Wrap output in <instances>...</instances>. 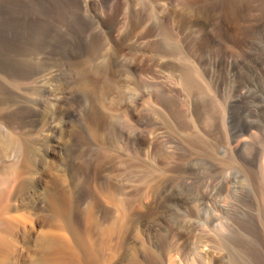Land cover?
<instances>
[{"label": "rangeland", "instance_id": "1", "mask_svg": "<svg viewBox=\"0 0 264 264\" xmlns=\"http://www.w3.org/2000/svg\"><path fill=\"white\" fill-rule=\"evenodd\" d=\"M186 1L109 0L102 4L101 0H79L82 5L75 6L80 10L77 17L74 7H63L61 0H52L49 21L60 26L58 30L63 29L59 30L62 35L68 33L63 36L67 35L69 41H76L74 45L72 41L63 43L60 48L64 52L57 47L58 56L46 55L34 45L28 46L33 50L23 46L22 51H16L10 43L8 47L6 40L13 33L0 23V116L20 113L22 109L30 115L22 123L23 130H9L11 136L0 121V176L6 177L17 165L18 155L12 154L17 149L14 138L20 134L33 143L39 168L33 166L21 172L13 169L10 178H0V230L8 234L10 242L1 264H43L40 255L51 245L64 242L76 247L81 264H158L161 254L166 264H264V197L253 190L252 182L239 170L243 164L247 166L245 162H252L249 165H257L264 181V138L255 135L263 146L253 138L241 152L233 147L243 124L245 135L237 139L258 134L250 122L261 120L262 115L253 110L258 101H252L250 94L244 98L247 101L240 102L242 107L231 103L236 100L239 79L235 60L243 61L240 69L244 76L253 59L264 66V0ZM69 12L76 15L71 17ZM115 12L118 18H114ZM36 13L33 10L32 16ZM86 19L90 23L85 21L83 25ZM70 26L76 27L79 35ZM83 30L86 35L80 36ZM34 34L23 35L38 44L40 34ZM23 35L19 40L24 39ZM165 48L176 54H164ZM185 53L187 58L183 57ZM185 69L194 83L189 89L181 80ZM18 70H26L34 77L15 81L9 72L13 75ZM95 111L99 113L97 117ZM90 116L93 120L108 118L99 135L90 127L95 123ZM232 118L238 125H233ZM156 135L157 139L152 138ZM253 142L257 147H252ZM88 166L94 167L93 177L84 179V174L75 185L76 173ZM229 174L233 179L227 178ZM69 183L76 189L66 213L50 218L53 211L48 207V190L67 187ZM115 203L121 206L119 211ZM90 204L95 206L94 212L90 211L93 214L88 212ZM120 212L126 215L122 229L112 234L98 261L91 263L87 257L90 242L115 227L121 220ZM69 221L75 229L67 227ZM238 236L247 237L245 241L254 250L245 241L240 242ZM76 261L70 264H79Z\"/></svg>", "mask_w": 264, "mask_h": 264}, {"label": "bare ground", "instance_id": "2", "mask_svg": "<svg viewBox=\"0 0 264 264\" xmlns=\"http://www.w3.org/2000/svg\"><path fill=\"white\" fill-rule=\"evenodd\" d=\"M50 1H52V0H2V2L0 3V23L2 24V26L1 27H4V26H9V30L10 31H12V33H13V37L11 38V39H7L8 37V35L6 36V38H5V40H6V42L8 41V47H9V43H10V47H12L13 49H17L16 51H18V49H20L21 48V51H22V48L24 49V47L23 46H25L26 48L25 49H29L30 50V48H32V50H33V46H31V47H28L29 45H34V48H35V46H37V47H39V48H41L40 50H43L44 51V53L46 54V55H51V56H58V54H56V53H58V48H60V47H62V49H63V46H61V45H64L63 43H66V41L67 42H71V41H69L68 39L69 38H66L67 37V35H66V37L65 36H63L64 35V33L65 34H68V33H66V32H64L63 33V35H62V31L61 30H63V29H57V28H60V26L59 27H56V23L55 24H53L51 21H49L50 19L48 18V17H51V15L50 14H52V11H51V5H50ZM109 0H101V2H102V4H104V3H106V4H108L107 2H108ZM116 2L118 1L119 2V0H115ZM188 1H191V0H187L185 3H188ZM195 1V0H194ZM233 1V0H232ZM58 2V1H57ZM87 2H89V0H84V3H87ZM112 2H114V1H111V3ZM139 2V1H138ZM54 3V2H53ZM56 3V2H55ZM190 3V2H189ZM192 3V2H191ZM60 3H58V5H59ZM61 4H63V7H64V5H66V7L68 6V8H72V7H74V9H75V11H77L76 10V8L77 7H81V5H80V3H79V0H66V1H63V0H61ZM115 4V3H114ZM113 4V5H114ZM57 5V4H56ZM85 5V4H84ZM75 6H77L76 8H75ZM86 6V5H85ZM108 6V5H107ZM106 6V7H107ZM79 7V8H80ZM116 7H117V5H116ZM54 8H55V6H54ZM58 8V7H57ZM78 8V9H79ZM110 8V7H109ZM34 10V12L35 11H37V13L35 14V15H33L32 16V11ZM111 10H112V8H111ZM117 10V9H116ZM58 11V10H57ZM78 11H80V10H78ZM77 11V14L79 13L80 14V12H78ZM149 11V10H148ZM152 11V10H151ZM150 11V12H151ZM30 12H31V14H30ZM111 12V11H110ZM57 13V12H56ZM59 13V12H58ZM73 13L74 12H72V15H73ZM114 13V12H113ZM118 13V12H117ZM133 13V12H132ZM140 13H142V12H139L138 14H140ZM34 14V13H33ZM69 15L71 14L70 12L68 13ZM79 14H78V16L77 17H80L79 16ZM221 14V13H220ZM72 15H70L71 17H72ZM74 15H76V13H74ZM114 15H116V16H114ZM169 15V14H168ZM223 15V14H222ZM113 16H114V18H116L117 16H118V14H116V12H115V14H113ZM146 16V15H145ZM148 16V15H147ZM208 16V15H207ZM68 17V16H67ZM76 17V16H75ZM83 16H81V18H82ZM133 17V16H132ZM131 17V18H132ZM150 17V13H149V16H148V18ZM153 17V16H152ZM61 18V17H60ZM70 18V17H69ZM68 18V19H69ZM118 18V17H117ZM122 18V17H121ZM144 18V17H143ZM73 19V18H72ZM76 19V18H75ZM75 19H73V20H75ZM79 20H80V18H78ZM83 19V18H82ZM81 19V20H82ZM133 19H134V17H133ZM150 19H152V18H150ZM54 20V19H53ZM71 20V19H70ZM72 20V21H73ZM77 20V19H76ZM75 20V21H76ZM147 20H149V19H147ZM67 21V20H66ZM87 22V19L86 20H84V21H82L83 22V25H84V22ZM111 21V20H110ZM143 21V20H142ZM69 24H70V22H69V20L67 21ZM67 22H65V23H67ZM74 22V21H73ZM72 22V23H73ZM77 22V21H76ZM80 22V21H79ZM78 22V23H79ZM81 22V23H82ZM85 22V23H86ZM78 23H76V25H77V28H78ZM87 23H90V22H87ZM140 23H141V21H140ZM158 23V22H157ZM62 25L63 26V24L60 22L59 23V25ZM116 24V23H115ZM119 24V23H118ZM68 25V24H67ZM70 25H73V24H70ZM80 25H82V24H80ZM83 25H82V27H83ZM86 25V24H85ZM61 26V27H62ZM36 27H39V28H43L41 31H37L35 28ZM66 27V26H65ZM64 27V28H65ZM71 28H73L74 26H70ZM80 27V26H79ZM82 27H81V29H82ZM85 27V26H84ZM87 27H88V25H87ZM87 27H85V28H87ZM114 27V26H113ZM7 28V27H6ZM70 28V29H71ZM76 27L75 28H73V29H77ZM116 28V27H115ZM136 28V27H135ZM156 28V27H155ZM259 28V26L257 25V26H255L254 27V31H257V29ZM38 29V28H37ZM70 29H69V31H70ZM88 29V28H87ZM160 29V28H159ZM7 30V29H6ZM67 30H68V28H67ZM85 30V29H84ZM83 30V31H84ZM89 30V29H88ZM253 30V29H252ZM4 31V30H3ZM66 31V30H65ZM72 31V30H71ZM79 31H81V30H79ZM160 31V30H159ZM5 32V31H4ZM7 32V31H6ZM6 32H5V34H6ZM27 32V34L28 35H36V34H34V33H39L40 34V37L38 36H36L37 37V39L39 38V42H38V44H36V42L35 43H31V41H27L28 39L27 38H25L24 36L25 35H23V34H25ZM76 32H77V34H78V29L76 30ZM86 32H88V31H86ZM161 32V31H160ZM1 33H2V30H1ZM0 33V34H1ZM72 33H73V31H72ZM4 34V35H5ZM19 34H21V35H23L22 36V38L24 37V39H21V40H19L20 38H19V36H21V35H19ZM74 34V33H73ZM77 34H75V35H77ZM83 34V35H82ZM19 35V36H18ZM69 35H70V33H69ZM68 35V36H69ZM79 35V34H78ZM84 35H86L85 34V31H84V33L82 32L81 33V35L80 36H84ZM174 35V34H173ZM27 37V36H26ZM35 37V36H34ZM2 38V37H1ZM74 38H75V36H74ZM73 38V39H74ZM79 38H82V37H79ZM78 38V39H79ZM3 39V38H2ZM31 39H32V37H31ZM30 39V40H31ZM83 39H84V37H83ZM200 39V38H199ZM34 40V39H33ZM82 40V39H81ZM80 40V41H81ZM3 43H5V41H2ZM73 42V41H72ZM70 43V44H73L74 45V43L76 42H73V43ZM77 43H79L78 42V40H77ZM82 43H84V42H82ZM82 43H79L80 45L82 44ZM166 43V42H165ZM66 44H68V43H66ZM65 44V45H66ZM79 44H77L78 46H79ZM6 45H7V43H6ZM72 45V46H73ZM83 45V44H82ZM82 45H81V47H82ZM164 45V44H163ZM70 46V45H69ZM84 46V45H83ZM169 46H170V44H169ZM8 47L7 46H5L4 48L8 51ZM58 47V48H57ZM75 47V46H74ZM81 47H79V48H81ZM99 47V46H98ZM170 47H172V46H170ZM169 47V48H170ZM11 48V49H12ZM65 49H68V48H66V46L64 47ZM76 48V47H75ZM93 48V47H92ZM92 48L90 49V50H92ZM1 49H2V47H1ZM61 49V48H60ZM61 49V51H63ZM72 49V48H71ZM71 49H69L68 51L69 52H71L72 50ZM87 49V48H86ZM171 49V48H170ZM168 50L167 48H165V50L164 51H162L164 54H166V55H172L173 53H175V52H172L171 50L173 49V51H175L174 50V48L172 47V49L171 50ZM186 50H187V48H185ZM28 50V51H29ZM71 50V51H70ZM73 50H75V49H73ZM95 50V49H94ZM23 51H25V50H23ZM60 51V52H61ZM65 51V50H64ZM63 51V52H64ZM81 51V50H80ZM179 51V50H178ZM6 52V51H5ZM27 52V51H26ZM62 52V53H63ZM67 52V51H66ZM73 52V51H72ZM76 52V51H75ZM180 52V51H179ZM188 52H190V51H188ZM187 52V53H188ZM9 53H10V51H9ZM24 53V52H23ZM22 53V54H23ZM29 53V52H28ZM6 54V53H5ZM41 54V53H40ZM67 54V53H66ZM75 54V53H74ZM176 54V53H175ZM178 54V53H177ZM186 55V53L184 54V56L183 57H185V58H187L188 57V55H187V57L185 56ZM12 56H15V55H12ZM11 56V57H12ZM165 56V55H164ZM181 56H182V53H181ZM24 57H26L25 55H24ZM172 57H173V55H172ZM190 57V56H189ZM191 57H192V54H191ZM259 58V57H258ZM260 58H262V57H260ZM259 58V59H260ZM52 59V58H51ZM62 59V58H61ZM70 59V58H69ZM224 59V58H223ZM264 58H262L261 60L262 61H264L263 60ZM1 60V59H0ZM9 60V59H8ZM64 60V59H63ZM254 61H253V63L251 64L252 66H250L248 69H249V73H248V75L247 76H244L243 75V72L244 71H242L241 69H240V66H241V61L242 60H235L236 61V64H237V67L236 66H234V67H236L235 69H236V73L235 74H237V76H238V88H237V90H236V95H235V99L236 100H233V102H231V103H239V106H241V101L245 98V96L247 95L248 96V94H250L251 95V97H252V101H258V103H256L255 104V107H254V109L253 110H255L256 112L255 113H261V117L260 118H262L261 120L259 119V120H252L251 119V127L253 128V130L255 129L256 130V133H258V134H254L253 135V133H252V136L251 135H248L247 134V136H244V137H242L241 136V138L240 139H237L241 134H242V132L244 131V124H243V128L241 129H239L238 131L241 133L240 135H238V137L237 136H235L234 134V136L236 137V143H234V145H233V147H234V150L238 153V152H241V150L243 149V147H245L246 148V144H248V143H252V141H254L253 140V138L255 139V135H259V134H261V136L264 138V66L262 65V63L260 62V60L259 61H257L258 59H253ZM12 61H14L15 62V60H11V62ZM60 61V60H59ZM66 61V60H65ZM6 62V61H5ZM13 62V63H14ZM17 62V61H16ZM73 62V61H72ZM223 62V61H222ZM243 62V61H242ZM24 63H26V62H24ZM66 63V62H65ZM75 63V62H74ZM235 63V62H234ZM12 64V63H11ZM16 64H18V63H16ZM56 64H58V63H56ZM69 64V63H68ZM232 64V63H231ZM54 65H55V63H54ZM202 65V64H201ZM225 65H227V63H225ZM224 65V66H225ZM24 66V65H23ZM26 66V65H25ZM24 66V67H25ZM168 66V65H167ZM228 66V65H227ZM11 67H13V66H11ZM16 67V66H15ZM46 67V66H45ZM26 68V67H25ZM98 68V67H97ZM221 68V67H220ZM227 68V67H226ZM225 68V69H226ZM242 68V67H241ZM21 69H23V68H21ZM178 69V68H177ZM204 69V68H203ZM244 69V68H243ZM247 69V70H248ZM8 70V69H7ZM15 70V69H14ZM180 70H182V69H180ZM198 70V69H197ZM196 70V72H198ZM234 70V69H233ZM6 71V70H5ZM26 71V70H25ZM25 71H22V70H18V71H16V73H14L13 75L11 74V72H9V75L13 78V80H17V79H23V81L24 80H29V78L32 76V73L31 74H28L27 72H25ZM40 71V70H39ZM7 72V71H6ZM195 72V71H194ZM206 72V71H205ZM246 72V71H245ZM12 73H13V71H12ZM181 73V72H180ZM207 73H209V72H207ZM6 74V73H5ZM197 74V73H196ZM195 74V75H196ZM236 76V77H237ZM32 77H34V76H32ZM11 78V79H12ZM99 78V77H98ZM199 79V78H198ZM182 84H183V86L185 87V88H191V87H194L193 85H194V83H193V81H192V76H190V74L189 73H187L186 72V69L184 70V72L182 71ZM12 81V80H11ZM18 81V80H17ZM20 81V80H19ZM196 82H197V80H195ZM194 81V82H195ZM215 81V80H214ZM259 82V83H258ZM13 83V82H12ZM88 83V82H87ZM104 83V82H103ZM197 86H198V84H196ZM201 85H199V87H200ZM83 87V86H82ZM205 87V86H204ZM217 87V86H216ZM197 88L198 87H196V88H194V89H196L197 90ZM217 89V88H216ZM218 91V90H217ZM221 92V91H220ZM22 93V92H21ZM221 94V93H220ZM95 95V94H94ZM216 95H218V94H216ZM2 97V96H1ZM221 97V96H220ZM4 99V98H3ZM14 99V98H13ZM234 99V98H233ZM244 100H246L247 101V99H244ZM249 100V99H248ZM11 102H12V100H10ZM14 101V100H13ZM246 101H244V103L246 102ZM5 102V101H4ZM3 102V103H4ZM30 102V101H29ZM165 102V101H164ZM2 103V104H3ZM6 103V102H5ZM4 103V104H5ZM8 103H10L9 101H8ZM234 103V104H235ZM251 103V102H250ZM249 104V103H248ZM15 105V104H14ZM251 105V104H250ZM249 105V106H250ZM253 105V104H252ZM231 106H233V105H231ZM238 106V105H237ZM242 106H244V105H242ZM241 106V107H242ZM245 106H246V104H245ZM248 106V105H247ZM198 107H200V106H198ZM235 107V106H234ZM171 108V107H170ZM236 108V107H235ZM232 109V108H231ZM241 109V108H240ZM244 109H246V107H244ZM243 109V111L245 112L247 109H248V107H247V109L246 110H244ZM250 109V108H249ZM23 110V109H22ZM22 110H20V113H17V112H11V113H6V114H4V113H2L3 115H1L0 116V121H1V123L2 124H4L5 125V128H6V133H9L10 134V132L11 131H9V130H12V131H15V132H18V131H16L17 129H19V131H21V130H23V124L22 123H24V121L30 116L27 112H26V114H24L23 113V111ZM100 110V109H99ZM239 110V109H238ZM252 110V109H251ZM21 111H22V113L24 114V115H19V114H22L21 113ZM234 111V113H236V109L235 110H233ZM92 112V111H91ZM254 112V111H253ZM98 112H96L95 111V113H94V115L97 117L98 116V114H97ZM249 113V112H248ZM90 114V113H89ZM92 114H93V112H92ZM91 114V116L93 117L94 115H92ZM97 114V115H96ZM198 114V113H197ZM237 114V113H236ZM235 114V115H236ZM252 114V113H251ZM29 115V116H28ZM201 115V114H200ZM232 115V114H231ZM256 115V114H255ZM90 116V117H91ZM194 116V115H193ZM250 116V115H249ZM92 117L90 118L91 119V121L93 120L92 119ZM95 117V118H96ZM232 117H233V115H232ZM256 117H257V115H256ZM259 117V116H258ZM87 118H89V117H87ZM94 118V120H93V122H95V123H91V125H90V127H91V129L94 131V133H97L98 135H99V131H100V128H101V126H103V124H105L106 122H105V120L104 119H106V121H108L107 119V117L105 118L104 117V123H103V120H102V118L100 117V118H96L95 119ZM231 118V117H230ZM234 118V117H233ZM233 118H232V121H233ZM203 119V118H202ZM241 119H242V117H241ZM247 119V121H248V118H246ZM246 119H244L243 118V120H246ZM201 120V119H200ZM162 121V120H161ZM165 121V120H164ZM232 121H231V123H232ZM239 121V120H238ZM109 122V121H108ZM236 122V121H235ZM235 122L233 121V125H235ZM242 121H240V123H241ZM193 123H195V122H193ZM29 124V123H28ZM87 124V123H86ZM107 124V123H106ZM242 124V123H241ZM240 124V125H241ZM230 125V124H229ZM236 125H238L237 124V122H236ZM239 125V126H240ZM248 125H249V123H248ZM69 126V125H68ZM194 126V125H193ZM238 126V127H239ZM28 127V126H27ZM232 127H234V126H230V128H232ZM237 127V126H236ZM8 129V130H7ZM76 129V128H75ZM67 130V129H66ZM232 129H230V131H231ZM252 130V131H253ZM254 130V131H255ZM88 131H89V129H88ZM238 131H231V132H237L238 133ZM251 131V132H252ZM253 131V132H254ZM14 132V134H16ZM64 132V131H63ZM69 132V131H68ZM230 132V133H231ZM250 132V131H249ZM251 132H250V134H251ZM89 133V132H88ZM155 133V132H154ZM192 133V132H191ZM237 133H236V135H237ZM52 134V133H51ZM70 134V133H69ZM96 134V135H97ZM199 134V133H198ZM202 134V133H201ZM8 135V134H7ZM242 135H245V133L244 134H242ZM9 136H11V134L9 135ZM25 136V135H24ZM89 136V135H88ZM190 136V135H189ZM101 137V136H100ZM186 137H188V136H186ZM227 137H229V136H227ZM234 137V138H235ZM14 138V137H13ZM16 138V137H15ZM14 138V140L16 141V150L13 152V154H12V157L13 156H16V155H18V156H16V158H17V165L16 166H12L13 167V169L14 170H17V171H19V172H21V171H28L29 169H31L32 170V167L33 166H36V165H38L35 161V159L36 158H34V148H33V146H32V144L30 143V141L26 138V137H23V134H20L19 135V138H16L15 139ZM52 138V137H51ZM152 138H154V139H157V135L156 136H154V137H152ZM160 138V137H159ZM192 138V137H191ZM262 138V139H263ZM62 139V138H61ZM104 139V138H103ZM190 139V138H189ZM193 139V138H192ZM260 139V138H259ZM256 140V142H257V138L255 139ZM264 140V139H263ZM55 141V140H54ZM62 141V140H61ZM61 141H59V142H61ZM96 140H94V142H95ZM186 141V140H185ZM198 141V140H197ZM201 141V140H200ZM231 141H233V140H231ZM234 141V142H235ZM3 142V141H2ZM56 142V141H55ZM187 142V141H186ZM263 142V141H262ZM105 143V142H104ZM158 143H160V142H158ZM157 143V144H158ZM200 143V142H199ZM257 143H260V142H257ZM94 144V143H93ZM232 144H233V142H232ZM261 144V143H260ZM34 145H36V144H34ZM102 145V144H101ZM252 145V147H253V145L255 146V143L253 142V144H251ZM251 145H247V146H251ZM262 145V144H261ZM260 145V146H261ZM263 145H264V143H263ZM262 145V146H263ZM45 146V145H44ZM48 146V145H47ZM52 146V145H51ZM258 146H259V144H258ZM35 147H37V146H35ZM49 147V146H48ZM59 147V146H58ZM205 147V146H204ZM224 147V146H223ZM229 147H231L230 145H229ZM232 147V148H233ZM255 147H257V146H255ZM50 148H52V147H50ZM49 148V149H50ZM93 148V147H92ZM40 149V148H39ZM97 149V148H96ZM256 149H258L259 151L260 150H262V149H259V147L258 148H256ZM51 150V149H50ZM56 150V149H55ZM233 150V149H232ZM233 150V151H234ZM198 151V150H197ZM257 151V150H256ZM263 151V150H262ZM46 152H47V150H46ZM45 152V153H46ZM261 152V151H260ZM264 152V151H263ZM263 152H262V154H263ZM48 153H51L50 151L48 152ZM56 153V152H55ZM236 153V154H237ZM54 154V153H53ZM235 154V153H234ZM241 154V153H240ZM261 154V153H260ZM104 155V154H103ZM238 155V154H237ZM236 155V156H237ZM39 156V155H38ZM61 156V155H60ZM240 156H242V155H240ZM258 156V155H257ZM238 157V156H237ZM243 157V156H242ZM253 157H255V155H253ZM42 158V157H41ZM240 158V157H239ZM258 158V157H257ZM256 158V159H257ZM13 159V158H12ZM73 159V158H72ZM246 159V158H245ZM244 158L242 159V160H244V162L246 161ZM252 159V158H251ZM237 160H238V158H237ZM241 160V159H240ZM248 160V159H247ZM260 160V159H259ZM134 161V160H133ZM249 161H251V160H249ZM257 161H258V159H257ZM64 162V161H63ZM242 162V163H241ZM240 163L241 164H243V161H241ZM36 163V164H35ZM85 163V162H84ZM239 163V164H240ZM249 163L250 162H248V164H246V162H245V165H247V166H244V164H243V166L241 167V169H239V170H243V172L242 173H245V176H246V180H250L251 182H252V187L254 186V191L255 192H258V195H259V193H261V194H263V197H264V181L262 180V178L260 177L261 175H260V172H259V170H258V167H257V165L256 164H254V165H256V166H254V165H249ZM252 163V162H251ZM250 163V164H251ZM43 164V163H42ZM41 164V165H42ZM73 164H75V163H73ZM97 164H98V162H97ZM100 164V163H99ZM257 164H259V163H257ZM51 165V164H50ZM77 165V164H76ZM92 165V164H91ZM129 165V164H128ZM11 167V168H12ZM37 168H38V166H36ZM80 167V166H79ZM97 167V166H96ZM96 167H95V169H96ZM81 168V167H80ZM98 168V167H97ZM209 168V167H208ZM213 168V167H212ZM240 168V167H239ZM261 168V167H260ZM12 169V171H14ZM39 169V168H38ZM76 169V168H75ZM79 169V168H78ZM93 169H94V167H92V166H88L87 168H86V170H81V171H78L77 173H76V176H75V178H74V183H75V185L78 183V178H80V177H82L84 174H85V178L84 179H88V178H90V177H93L92 175V173H93ZM215 169V168H214ZM34 170H35V168H34ZM211 170V169H210ZM213 170V169H212ZM12 171L10 172H8L9 174H6V177H2L1 178V176H0V178L2 179L1 181H3V180H5V179H7V178H10L13 174H12ZM96 171V170H95ZM214 171H217V170H214ZM15 172V171H14ZM239 172V171H238ZM74 174V173H73ZM233 174V173H232ZM236 175V174H235ZM238 175V174H237ZM243 175V174H242ZM73 176V175H72ZM72 176H70V177H72ZM188 176V175H187ZM231 175L229 174L228 175V177L227 178H229ZM234 176V175H233ZM135 177V176H134ZM232 177V176H231ZM237 177V176H236ZM239 177V176H238ZM169 178V177H168ZM192 178V177H191ZM218 178V177H217ZM239 178H242V176L241 177H239ZM92 179V178H91ZM190 179V178H189ZM192 179H194V178H192ZM198 179V178H197ZM231 179V178H230ZM232 179H233V177H232ZM137 180V179H136ZM195 180V179H194ZM193 180V181H194ZM204 180V179H203ZM227 180V179H226ZM225 180V181H226ZM229 180V179H228ZM245 180V179H244ZM65 181V180H64ZM71 181V180H70ZM200 181V180H199ZM249 181V182H250ZM57 182V181H56ZM61 182V181H60ZM60 182H57V183H60ZM67 182V181H66ZM72 181H71V183H73ZM82 182V181H81ZM85 182V181H84ZM88 182V181H87ZM93 182V181H92ZM190 182V181H189ZM192 182V181H191ZM190 182V183H191ZM196 182H197V180L195 181V184H196ZM250 182V183H251ZM29 183V182H28ZM53 183V182H52ZM55 183V182H54ZM53 183V184H54ZM68 183V182H67ZM97 183V182H96ZM194 183V182H193ZM61 185H62V183H60ZM70 184V183H69ZM86 184V183H85ZM249 184V183H248ZM24 185H26V184H24ZM24 185H22V186H20L21 187V189L24 187ZM54 185H56V186H58L56 183L54 184ZM87 185V184H86ZM52 186V185H51ZM55 186V187H56ZM83 186V185H82ZM88 186V185H87ZM90 186V185H89ZM208 186V185H207ZM26 187V186H25ZM36 187V186H35ZM84 187V186H83ZM75 186H74V184H70L69 186H67V187H64V186H60V187H56V188H51L50 190H48V207H50L51 209H52V211H53V213L52 214H50L51 216H50V218H56V215H59V214H62V213H66L65 211L68 209L67 208V206L69 205V203L71 202V195L74 193V191H75ZM119 189V188H118ZM189 189V188H188ZM250 189V188H249ZM249 189H247V193L246 194H248V191H249ZM252 189V188H251ZM20 190V189H19ZM185 190V189H184ZM17 191V190H16ZM22 191H23V189H22ZM252 191V190H251ZM109 193H110V191H109ZM123 193V192H122ZM146 193V192H145ZM249 193H251V192H249ZM254 193V192H253ZM111 194V193H110ZM124 194V193H123ZM243 194V193H242ZM252 194V193H251ZM256 195H257V193H256ZM257 195V196H258ZM31 196V195H30ZM118 196V195H117ZM201 196V195H200ZM260 196V195H259ZM258 196V197H259ZM207 197H208V195H207ZM212 197V196H211ZM262 197V198H263ZM111 199H112V201H115V199L113 198V197H110ZM127 198V197H126ZM161 198V197H160ZM76 199V198H75ZM110 199V200H111ZM114 199V200H113ZM123 199V198H122ZM205 199V198H204ZM258 199H260V198H258ZM257 199V200H258ZM264 199V198H263ZM33 200V199H32ZM116 201H118V200H116ZM260 201V200H259ZM122 202H123V200H122ZM30 203V202H29ZM35 203V202H34ZM263 203V202H262ZM116 204V203H115ZM120 203H119V201H118V205H119ZM264 204V203H263ZM91 205V204H90ZM93 205V204H92ZM91 205V208L89 209V211L88 212H90V211H92V212H94V209H95V206L93 205L92 206ZM117 205V204H116ZM116 206L117 207V209H118V207H119V209H118V211L120 210V207L121 206ZM201 205H205L204 203L203 204H201ZM32 207H34V206H32ZM35 209H37L36 208V206L34 207ZM72 208V207H71ZM70 208V209H71ZM96 208H97V206H96ZM199 208V207H198ZM43 209V208H42ZM6 210V209H5ZM4 210V211H5ZM121 210H123V207L121 208ZM193 210H196V209H193ZM192 210V211H193ZM197 211V210H196ZM33 212H34V210H33ZM92 212H90V213H92ZM122 212H124V210L122 211ZM122 212H120L121 213V220L116 224V226L115 227H113V228H111V229H109V230H107L106 232H105V234H103V236H101L100 235V237L99 238H97L96 240L95 239H92V242H90V243H92L91 245L92 246H90V247H88V245L90 244H88L87 245V253H88V255H87V257L89 256V260H90V262L91 263H95V261L98 259V256L101 254L100 252H101V250L102 249H104V247L105 246H107V243H108V241H110V238H111V236H112V234L114 233V232H116V231H120L121 229H122V226H123V224H124V221H125V219H124V216H126V215H124ZM89 213V214H90ZM98 213V212H97ZM189 213H191V212H189ZM88 214V215H89ZM93 214V213H92ZM126 214V213H125ZM65 215V214H64ZM66 216V215H65ZM92 216H94V215H92ZM198 216V215H197ZM47 217H49V216H47ZM60 217V216H59ZM64 217V216H63ZM89 217H90V215H89ZM13 218V217H12ZM66 218V217H65ZM86 218V217H85ZM46 219H48V218H46ZM46 219H44L45 221H46ZM67 219V218H66ZM70 219V218H69ZM89 219V218H88ZM217 220V219H216ZM73 222V221H72ZM50 223V222H49ZM63 223V222H62ZM65 223H66V220H65ZM69 223H70V221H69ZM74 223V222H73ZM76 223V222H75ZM89 223V222H88ZM53 224V223H52ZM91 224V223H90ZM190 224H192V222L190 223ZM193 224H194V222H193ZM201 224V223H200ZM254 224V223H253ZM257 224V223H256ZM1 225V224H0ZM3 226H5L4 224H2ZM23 225V224H22ZM173 225V224H172ZM186 225V224H185ZM196 225V224H195ZM62 226V225H61ZM94 226V225H93ZM182 226V225H181ZM192 226H194V225H192ZM210 226V225H209ZM256 226V225H255ZM9 227V226H8ZM67 227H69L70 229H75V226L73 225V224H71L70 223V225H68ZM88 227H89V225H88ZM176 227V226H175ZM178 227V226H177ZM185 227V226H184ZM254 227V226H253ZM2 228V227H1ZM63 228V227H62ZM65 228V227H64ZM255 228H257V227H255ZM99 229V228H98ZM208 229H209V227H208ZM252 229V228H251ZM5 231H6V229H4ZM12 230V229H11ZM87 230V229H86ZM100 230V229H99ZM194 230V229H193ZM206 230V229H205ZM91 231V230H90ZM127 231V230H126ZM209 231V230H208ZM14 232V231H13ZM61 232V231H60ZM76 232V231H75ZM86 232V231H85ZM84 232V233H85ZM122 232V231H121ZM120 232V233H121ZM89 233V232H88ZM88 233H86V234H88ZM100 233V232H99ZM102 233H104V231L102 232ZM250 233H251V231H250ZM256 233V232H255ZM95 234V233H94ZM237 234V233H236ZM246 234H249V233H246ZM8 235V234H7ZM7 235H6V233L4 232V231H2V230H0V264H1V262H3L4 260H5V257L3 256V255H5L4 253H5V249L8 247V245H9V238L7 237ZM58 235H60V234H58ZM69 235V234H68ZM92 236H93V234H91ZM90 234L89 235H87V236H91ZM22 236V235H21ZM66 236V235H65ZM97 236V235H96ZM124 236V235H123ZM250 236V235H249ZM15 237V236H14ZM85 237H86V235H85ZM119 237V236H118ZM209 237V236H208ZM239 237V236H238ZM243 237H244V235H243ZM12 238V237H11ZM88 238V237H87ZM91 238V237H90ZM92 238H95V237H92ZM114 238V237H113ZM117 238V237H116ZM122 238V237H121ZM74 239V238H73ZM118 239V238H117ZM168 239V238H167ZM239 239H240V242H242V241H245V239L247 240V237L246 238H240L239 237ZM57 240V239H56ZM84 240H85V238H84ZM90 240V239H89ZM93 240H95L94 241V243H93ZM236 240H238V239H236ZM242 240V241H241ZM80 241V240H79ZM167 241V240H166ZM224 241V240H223ZM251 241V239L249 240V242ZM54 242V241H53ZM201 242V241H200ZM239 241H237V243H238ZM246 242V241H245ZM247 242H248V240H247ZM246 242V243H247ZM49 243V242H48ZM55 243V242H54ZM58 243H59V241H58ZM71 243V242H70ZM69 243V244H70ZM166 243V242H165ZM225 243H226V241H225ZM224 243V244H225ZM236 243V244H237ZM244 243V242H243ZM245 243V244H246ZM252 243V242H251ZM51 244H53L52 242H51ZM67 244V243H66ZM65 244V242H64V244H53V246L51 245L50 246V248L44 253V255L42 254V255H40V256H43V258L41 259V257H40V259L41 260H43V264H70L72 261H74V260H77L76 262H79V264H81L80 263V261L78 260V253L75 251V248L76 247H74L73 245H66ZM244 244V245H245ZM248 244V243H247ZM119 245V244H118ZM226 245H228V244H226ZM234 245H235V243H234ZM240 245V244H239ZM242 245V244H241ZM243 245V247L245 248V246ZM252 245H253V243H252ZM44 246V245H43ZM48 246V245H47ZM236 246V245H235ZM237 246H238V244H237ZM247 246H251L250 244H248ZM222 247V246H221ZM252 247H254V246H251V249H253ZM48 247H46V249H47ZM78 248V247H77ZM85 248V247H84ZM107 248V247H106ZM110 248V247H109ZM42 249V248H41ZM46 249H44V250H46ZM86 249V248H85ZM225 249V248H224ZM6 250H8V248L6 249ZM43 250V251H44ZM108 250V249H107ZM246 250V249H245ZM254 250V249H253ZM36 251V250H35ZM80 251V250H79ZM83 251H84V249H83ZM228 251H230V250H228ZM7 252V251H6ZM112 252V251H111ZM110 252V253H111ZM245 252H247V251H245ZM248 252H251V253H254V252H252V251H250V250H248ZM109 253V254H110ZM150 253V252H149ZM153 253V252H152ZM148 254V253H147ZM247 254V253H246ZM257 254V253H256ZM2 255V256H1ZM82 256H84L83 254H81ZM108 255V254H107ZM149 255V254H148ZM151 255V254H150ZM157 255V257H159L158 255L159 254H156ZM156 255L154 256L153 255V257L155 258L156 257ZM162 255V254H161ZM161 255H160V257H161ZM247 255H249V254H247ZM109 256V255H108ZM198 256H199V254H198ZM105 257V256H104ZM152 257V258H153ZM157 258V262H158V264H166V261L163 259V257L162 258ZM22 258V257H21ZM83 260H85V259H87V258H83V257H81ZM109 258V257H108ZM151 258V257H150ZM151 258V259H152ZM153 258V259H154ZM11 259V258H10ZM39 259V260H40ZM80 259V258H79ZM149 259V258H148ZM156 259V258H155ZM165 259H166V257H165ZM232 259H234V258H232ZM38 260V259H37ZM38 260V261H39ZM88 260V261H89ZM105 260V259H104ZM150 260V259H149ZM86 261V260H85ZM98 261V260H97ZM201 261V260H200ZM87 262V261H86ZM100 262V261H99ZM108 262V261H107ZM156 262V263H157ZM202 262V261H201ZM206 262V261H205ZM234 262V261H233ZM38 263V262H37ZM40 263H42V262H40ZM89 263V262H88ZM237 263V262H236ZM96 264V263H95ZM104 264V263H103ZM148 264V263H147ZM171 264V263H170ZM233 264H235V263H233ZM239 264V263H238Z\"/></svg>", "mask_w": 264, "mask_h": 264}]
</instances>
